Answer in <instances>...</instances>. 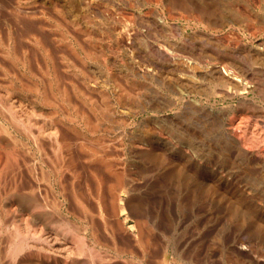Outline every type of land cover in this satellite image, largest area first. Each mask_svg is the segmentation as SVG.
Returning <instances> with one entry per match:
<instances>
[{"label": "bare ground", "instance_id": "bare-ground-1", "mask_svg": "<svg viewBox=\"0 0 264 264\" xmlns=\"http://www.w3.org/2000/svg\"><path fill=\"white\" fill-rule=\"evenodd\" d=\"M81 1L84 3L81 2L84 18L92 17V13L99 15L104 22L102 26L107 23L105 26L109 27L108 32H111L116 42L138 39L133 33H123L117 19L113 20L104 10L93 6L89 0ZM191 1L163 0L162 12L173 14L175 4L190 5ZM198 1L196 9L201 13L198 11L199 14L194 17L209 23L210 16L206 17L210 15L208 13L212 14L216 0H201L200 4ZM258 1L264 9V0ZM41 2L44 8L40 6L38 14L34 8L30 9L33 5L26 7V10L20 2H11L8 9L14 15L13 21L7 23L9 20L5 17L9 13L4 19L0 15V55L3 57L0 60V74L12 78L11 84L8 81V85L0 87V264H177V259L186 264H264V106L248 97L252 92L264 101V39L251 46L245 41L236 40L235 34L232 38L228 36L231 38L229 41L234 39L233 44H230L232 41L228 39L224 41L220 36L201 30L187 33L180 26L172 28L164 17L159 21L155 14L150 19H142L148 23L154 39L158 40L145 45V61H148V66L134 67V76L140 73L144 79L149 80V86L145 85L144 88L149 87L150 92L152 82L169 91L167 94L159 92L156 95L154 93V96L152 92L147 95L146 109L158 114L166 108H176L172 116L176 122L185 119L186 113L191 114L197 118L201 128H208L207 141L210 140L209 146L214 148L212 152L223 157L222 160L219 157V161L213 164L214 170L209 171L212 175L210 178L206 175L205 183L200 178L195 179V182L192 180L193 184L199 180L198 187L205 188L199 192L194 187L199 194L206 191L204 196L197 194L194 198L201 200L200 207L194 206L196 201L193 199L194 207H190L191 211L188 207L195 217V233L189 241L184 232L179 236L176 234L177 228L169 205L174 199L177 209L180 208L181 196H178L183 193H177L175 197L173 192L164 189V182L170 181L171 177L162 181V169L155 164L161 160L160 157L154 156L157 161L153 164L142 161L144 158L142 162L138 160L132 163L126 158H117L120 148L117 147L118 150L114 148L116 146L113 147V135L106 129L113 120V95L99 87V80L91 73L90 67L88 69L91 74L83 70L87 69L85 67L80 69V73H86L78 75L83 83L81 87L70 76V81L64 75L60 76V66L58 68L55 67L57 64H53L57 56L63 68L64 65L68 68L73 61L75 65L76 59L87 66V63L100 56L98 60L102 59L104 69H97L100 72L104 70L107 81L113 86L112 61L110 50H107L111 45L106 50L102 49L106 40L99 33H105L107 29L101 28L102 31L92 24L88 28V18L84 23L86 28H82L81 22L76 19L77 15H71L70 5H58L52 1L53 11L60 16L55 17L52 9H46V0ZM241 6L236 10L249 23L264 21L262 15H252L246 0ZM193 13H196L195 10ZM220 15V19L223 18ZM37 16H40L39 19H36ZM220 19L219 22H222ZM50 23L53 29L56 27L59 30V42L53 38L54 33H48L51 30L48 29ZM15 24L17 30L13 26ZM222 25L214 24L217 28ZM50 39L58 43L65 40L75 60L62 53V49V54L56 51L57 55L53 56ZM65 41L61 43L65 44ZM140 45L137 40L130 47L136 49ZM34 49L40 53V62L30 55ZM35 56L38 57L37 54ZM205 58L217 59L222 65L217 64L216 60L212 62ZM32 59L36 61L37 67L33 66ZM5 60L10 62L9 66H14V70L17 67L18 72H9L6 67L9 63ZM96 63L99 62L96 60ZM75 74L76 71L74 77ZM6 80L3 83H7ZM93 91L101 92L103 107L100 109L90 95ZM15 93L22 101L29 100V106H23L21 102L16 105L18 102L14 103L11 99ZM217 96L222 99L237 98L239 106L231 118L213 114L205 104V100L208 102ZM167 117H162V120ZM155 128L158 129L157 126ZM147 130V133L154 132L150 128ZM169 135L167 138L171 137ZM189 135L191 138L192 134ZM156 137L162 135L156 134ZM146 146L144 153L153 155L156 145L152 148L147 143ZM194 147L197 148L196 152L200 150ZM197 155L200 154L197 152ZM150 166H157V173L143 174ZM190 177L185 178L190 181ZM191 183L188 184L192 186ZM186 198L189 199L188 196ZM203 228L207 230L204 238Z\"/></svg>", "mask_w": 264, "mask_h": 264}, {"label": "rangeland", "instance_id": "rangeland-1", "mask_svg": "<svg viewBox=\"0 0 264 264\" xmlns=\"http://www.w3.org/2000/svg\"><path fill=\"white\" fill-rule=\"evenodd\" d=\"M3 1H6V2H3ZM8 1H10V2H8ZM35 1L34 0H21V1L20 0L19 1L18 0H16V1L15 0H13V1L12 0H0V4H1V7H0V13L1 14L0 15L2 16L1 19H4L5 15L7 13H9V14H7L8 16L6 15V17H5L7 20H9L7 23L13 21L14 15H12V12L10 13V11L8 9L9 8L8 5L11 4V2L12 3H14V2H20L19 4H21L22 7L24 6L23 9H25L26 7H29L30 8L33 5L32 8H30V9H33L34 8L33 9L34 12H37V10L40 9L39 7L40 6L42 7L43 5L41 4L42 3L41 2L42 0H37V2H35ZM52 1L54 3H56V4H58V5L59 4L61 5V3L62 4H65L66 6H69L70 5V12L72 13V14L71 13L70 14L72 16H73V13L77 15L76 16V19H78L79 22H81L80 23V26H82V28L83 27L86 28L84 26L86 24L87 25H89V24L91 25L92 24V26L94 25L95 28H99V29L102 28V29L105 30V28L107 26L106 25L107 23L105 22V25L106 26L103 25V26H105L103 28L102 23H104V22L101 20V17L99 15H97L96 13H92V17H90L91 19L89 17H87L88 19L86 17L84 18V15H82V13H83L82 12L83 11V4L84 3L81 0H46V4H47L46 6H47V8L46 7L45 8L46 9H50V10L52 9V11H51L52 14H54L55 17H58L59 18L60 17L59 14H57L56 12L53 11L54 8H53V5L51 4ZM89 1H90V3L93 6L99 7L102 10H104L107 13V15L109 17H111L113 20H116L117 19V22L119 24V27H121V30L123 29L122 30L123 33L127 34L128 32H130V33H133L134 35H136V37H138V39L137 38L136 39L129 38V41L128 40L126 41L125 39H122L120 42H116L115 39H114V37H113V35L111 34V32H108V29L107 28H109V27H107L106 28L107 30L104 31L105 33L99 31V33H101L102 36H104V37L101 36V38L104 41L106 40L105 41L106 43L105 42L104 43L107 45L106 46L103 43V45L105 47H102V45H101V46H99V48L102 47V49H105L106 47H108V45H109V47L111 45V48H109L107 50H110V52H109L110 56L109 57H111V61H112V63H111L110 66H112V69H113V86H112V83L110 81H107L108 78L105 75L104 70H103V72H100L99 69H97L98 67H100V68L102 67L101 69H104L103 68V65H102V62L103 61H101L102 59L98 60V58L100 56L96 59L97 62H99V63H96V60L95 61L93 60V61H91V63H87V66L89 65L88 67L85 66L81 61H79L78 59H76L75 65H74V61H73V63L70 64L71 67L69 66L67 68L64 65V68H63V65H61L62 64V61H60L61 63L58 62V57L56 56L57 55L56 54V51L57 52L59 51L60 54L64 53L65 55H69L68 56L69 58L72 57L71 56L72 55V52H70L69 45L66 43L65 40L60 41V43H58L59 42L58 40H59L60 36L57 35V34L59 33V30L56 27H55L56 29L55 28L53 29L54 26L51 25V23H50V26H48L49 27L48 29H51V30L50 31L48 30L49 32L48 31L47 32L49 33V35L50 34L52 35L54 33L53 34V38L57 39V41H58V42L57 41H54L55 42L54 43L53 41H51V40H54V39H50V41L52 43V45L50 46V50L52 51L53 56L54 55L56 56L55 59H54V61H53V64L54 63H55L54 65L57 64L55 67L58 66V68L60 66L61 69L60 68L59 69L57 68L59 70V72H60V76L61 75L62 76L64 75L66 77V80L68 79L69 81H70V79H69V76H70V78H73L75 80V83L76 82H77V84L79 83V85L81 87L83 86L82 85L83 83L81 82V79L79 77L82 76V75H84V74H86L85 72L83 74V72H82L83 70H86L87 73H90V71L88 69L90 67L91 73L92 74L94 73L93 75H95L96 78H98L97 81L99 80L98 81L99 84H100L99 87H101L102 89L106 90L108 92V94H112L113 95V120H112V123L108 124L109 127L106 128V129H108V131L113 135V147L116 146L114 148H117V147L120 148V152L118 151V153H117V154L120 153L119 156L116 155L117 158L118 157L119 158H124V159L126 158L129 161H131V163H132V161L133 162L134 161L135 162H139L138 160L141 161V159L144 158L142 161H144L146 163L149 162V163L153 164V162H155V160L157 161V159H154L153 157L156 156V155H157L156 158L160 157L159 159H161L162 162L160 160V161L155 162V164H157L160 167V169H162V170H160V173L162 175L161 177H163L162 178V181L164 182V180L166 181V180H168L171 177L170 178V181L168 180V182H164V185H165V187L163 186L164 189L166 191L168 190L167 192H169V191L170 192H173V195L175 197H177L178 194H182L183 193L182 195H179L178 196V197L181 196L180 197V199H181V206L182 207L184 206L183 208L180 206V208L177 209L176 200H174V199L172 200L171 198L169 199V200H172L171 203H170L171 205H169V206H170V214H171V217L173 218L174 225L177 228L176 234L178 233V236H179V235H181V233L184 232L185 237L188 238V240L190 239L189 241H191V237H192L191 235L193 233H195V229H194V227H195L194 218L195 217L193 215H191L190 211L192 209L190 207H194V206H197V205L200 207V205H201L200 201L201 200L198 201V200H196L194 198H196L197 194L198 195H201L202 194L201 197L204 196L205 195V191H206V190L203 191L204 194H203V192H201L199 194V192L202 191V189H205V188L198 187V184L197 183L200 182L199 180H202V182L205 183L206 180H207V179L204 180V178L206 177V175L209 178L212 175L211 174V172H212L211 170H214L213 164L216 163L219 160H222L223 157L220 154H219L220 156L219 155L217 156V154H218L217 152H214V153L212 152V150L214 151V148L212 146H209L210 140L207 141V139H208L207 137L209 135V133L207 135L208 128L207 129L205 128L206 129L205 130L202 127L203 128L202 129L201 128V124L198 122L197 118H195L191 114L186 113L185 114L186 117H184L185 119L181 118L178 121L179 123H180V121H182L179 124L174 119L172 120V116L176 113L175 112L176 108H166L164 110H161L158 114L157 113H153V112L151 113L149 110L146 109V104H147L146 99L148 100V98H145V97H147V95H151L152 92H153L152 95H154V93H155V95L156 94H159V92L160 93L162 92V93L167 94V93H169V91H167V88H165V89L164 88H161L158 85L154 84L155 82H152L151 81L153 87H152V85H150V89H152L151 92H150L148 90L149 87H147V89H146V87L144 88L145 85L149 86L150 83L147 82L149 80L144 79L140 75V73H137V75L134 76L135 73H133V72H135L134 70H135L136 67L137 68L138 67L139 68H142L143 66L144 67L145 66H148V61L147 62L145 61V60H147V59H145L146 58L145 45L146 44H149L151 41H155L156 42V40H158V39H156V40L154 39L155 37L149 31V27L147 26L148 23H146L142 19H148V18L150 19V17H152L155 14L154 15L155 18L158 19L159 21H161L160 20L161 17H164L165 22L170 27H172V28H175L176 26H180L187 33H194L195 31H200L201 30L203 32L212 34L213 36L214 35L220 36L221 39H223L224 41H225V39L226 40L228 39V41H229V39H231L233 37L232 35L235 36V34H237L236 35L237 36L236 37V40L238 39L241 42H244L245 41L244 43H247V44H249L251 46H254L257 41L264 39V21L255 20L256 21L255 24H252L251 22L249 23L244 18V16L242 17L243 14L241 15L240 12L236 10V8L237 7H241L242 8L241 4L243 2H245V0H216V2H215L216 4H214V1H215L214 0L213 1V4H214L213 7L215 9L212 7V11H213L212 14L211 13H208L210 15H208L207 17H206L207 14L204 15L206 18H208L210 16L209 17V21H208L209 23H206L207 21L197 20V18L194 17L196 14L198 15L199 13H201L199 10H197L198 9L197 8V5H198L197 0H195L196 2L194 0H192L193 2L191 1L190 2V5L189 4L183 5L184 3L183 4H178V5L175 4V6H174L175 7V11H174L173 14H170V15L162 12L163 0H158V2L156 0H150V1L149 0L148 1H145L144 0L143 2H141L139 0H89ZM188 1H190V0H188ZM204 1H208V0H204ZM21 2L22 3L24 2L23 4H25V5H22ZM28 2L29 3L32 2V3L29 4ZM37 3H38V5H37ZM200 3H201V0H200L199 4ZM259 3H260V1H258V0H246L247 7L251 10L252 15H257V16H261L262 15L264 17V9L260 7ZM171 4H174V3H171ZM210 4H211V2H210ZM216 6H218V7L216 8ZM35 7H37V8L35 9ZM186 7H187V9H184ZM191 7L193 8V11H192V8ZM29 8H28V10H30ZM43 8H44V6H43ZM188 8H191V9H188ZM5 9H6V11H5ZM1 10L4 13H2ZM26 10H27V8H26ZM194 10L196 12L195 14L193 13ZM214 10H217V11L215 12ZM198 11H199V13H197ZM218 12H220V14H222L223 18L220 19L221 15L220 14L218 15ZM37 14H38V12H37ZM186 14H188V15L185 16ZM40 16H37L36 19H39ZM55 17L53 18L52 21L55 20ZM226 18H227V20H226ZM230 18L231 19L233 18L232 20L234 22H232V20ZM86 19L88 20V22H87ZM219 19L222 20V22L221 21L219 22ZM214 20H215V22H214ZM216 20L218 22H216ZM223 21L225 22V24H224ZM34 22H36L35 19H34ZM85 22H87V23L84 24ZM89 22H91V23H89ZM226 22L227 23L228 22L229 23L231 22V23L230 24L229 23L227 24ZM217 23H220V24L223 23V25L217 28V27L214 26V24H217ZM234 23H236V24H234ZM17 24H19V23L17 22ZM20 24L22 25V23H20ZM246 24H248V25H246ZM90 25L87 26V27L89 28ZM96 25H97V27H96ZM13 26H14L15 30L18 29L16 24L13 25ZM51 26H53V27H51ZM11 28H12V31H14V28L13 27H11ZM69 29H70V27H69ZM155 31H157L158 33H160V31L158 29H156ZM4 32L6 33V30H4ZM106 34H108L110 36L109 37L108 36H105ZM17 35L18 34H15L16 37L19 36V35L18 36ZM54 35H55V37H54ZM228 36H230V37L232 36V37L231 38L230 37L228 38ZM105 37H106V39H104ZM137 40L139 41V43L141 45L138 48H136V49H134V48L132 49L130 47V44L133 43V42H135V41H137ZM24 41L27 42L26 39H24ZM64 41H65V44H62L61 42L64 43ZM107 41H109L111 43L108 42V44H107ZM231 41H232V43H230V44H233L234 39L233 40H230L229 42H231ZM99 43H98V45H99ZM55 44H56L57 48L55 47ZM49 45H50V43H49ZM58 45L59 46L61 45L60 47H62V48L58 47ZM98 45H97V48H98ZM56 49H58V50H56ZM61 49H62V51H61L62 53L60 52ZM63 49H64V51H63ZM97 50H99V49H97ZM68 51H69V53H68ZM34 53L37 54L38 57H36ZM97 54H98V52H97ZM103 54H104V52H103ZM30 55H31L32 58H34V60H39V62H40V57H39L40 56V53L39 52L36 53L35 49L30 52ZM35 57L38 58V59H36ZM1 58H3L2 55H0V60H1ZM71 59L75 60V58H73V57ZM205 59H207V61H212V60L215 61L216 60L215 62L217 64L220 63V65H222L220 61H217V59H215V60L214 59L208 60V58H205ZM5 61L9 63L8 65H6V67L8 66L7 69L9 68L8 70H10L9 72H11V73L13 71L14 72L15 71L18 72L17 71V67H15L16 70H14V68H13L14 66H12V67L9 66L10 65V62L7 61V60H5ZM55 61H57V62H55ZM78 61H79V63H78ZM80 63H82V64H80ZM94 63H95V66H94ZM91 65H92V67H91ZM33 66L34 67H37L36 66V61L33 62ZM79 67H81V68H79ZM82 67H85L87 69L81 70L82 73H80V69H82ZM224 67H226V66H224ZM62 68H63V70H62ZM68 69L70 71H68ZM77 69L79 71H77ZM95 69H96V71H95ZM74 71L77 72V74H75L76 77H74ZM68 72H69V74H68ZM78 75H80V76L78 77ZM0 76H2V78L0 77V84L3 83V82H5V80H6L5 77H7V80H6L7 83H3L4 85L2 84V85H0V87L1 86L5 87L6 84L8 85V83L12 79V78H10V76H5V75L3 76V74H0ZM146 82H147V84H145ZM9 84H11V82ZM154 90H156V92H154ZM148 91H149V93H148ZM25 93L27 95L30 94L28 92H25ZM100 93H101L100 91L90 92V95L94 99V103H95V105L97 106L98 109H100V108L103 107V102L101 100ZM145 93H147V94H145ZM14 97H16L18 99L16 100ZM248 97L249 98H252V99H255L256 100V101L254 100L255 102H257L261 106H264V101L258 95H256V94H254V93L251 92V93L248 94ZM213 98H214V100H213ZM11 99L13 100V102L14 101L15 102H18V103H15L14 102L16 105H19L20 102H21L20 104L23 105V106H26L28 103L30 104V102H28L29 100L25 101L23 99V101H22V98L21 97L19 98L17 93L13 94ZM24 101L27 102V103H24ZM29 104L27 106H29ZM205 104L207 105V107L209 109L211 108V111L213 112V114L215 113V115L216 114L221 115V116H223L224 118H227V119L229 117L231 118L232 115H234V111L239 106V102H238L237 98L222 99L221 96L212 97V98L209 99L208 102L205 100ZM152 114H154V116ZM160 114L161 115L163 114V116H161ZM164 114H166V115H164ZM167 115L169 117H167ZM148 117H150V118H148ZM162 117L163 118L164 117H167V118H165V119L162 120ZM169 118H170V121H169ZM172 121H174V122H172ZM177 123L180 125L181 128L179 127V125ZM152 124H154V127L152 126ZM162 124H164V125H162ZM155 126H157L158 129H156ZM183 126H184V128H183ZM104 127H105V124H104ZM160 127H161V129H160ZM148 128H150L152 130L155 128V130H153V131L154 132L156 131V132L155 133L154 132L147 133V131H148L147 129ZM162 128L164 129V132H163V129ZM177 128H179V129H177ZM103 130H104V128L101 131H103ZM190 130L193 133H191ZM105 132H107V131H105ZM184 132H186V133L184 134ZM194 132H195L196 135L194 134ZM165 133H166V136H164ZM188 133L189 134H192V137L191 138H190L191 135H189ZM156 134H157V136H161L162 135V137H156ZM168 134H170L169 136H171V137L167 138L168 137L167 136ZM202 134H203V137L202 136L200 137V135H202ZM147 138H148V140H147ZM170 138H172V139H170ZM191 139L194 142H191L192 141ZM198 140H201L200 141L201 143L199 142L197 144ZM169 141H171V142H169ZM174 141H177V142H174ZM178 141L180 142L179 145H177L178 144ZM161 142H163L165 145L164 144H161ZM147 143H149V145L152 148L155 145H156V147L159 146L158 147V148H160L159 150L162 149V151L160 152L159 150H157L158 148L155 147V148H153L154 151L155 150L157 151V152L156 151L155 152L153 151L155 155L154 154L152 155V154L144 153L145 152L144 149H146L145 147H147L146 146ZM160 144L163 145V146H160ZM170 144H171V146H170ZM190 144H191V146H189ZM207 145L210 148L206 147ZM194 146H197V147H199L198 149L202 150V151L198 150L197 152H198V154H200V155L202 154L203 156L202 155L201 156L200 155H197V152H196V149L197 148L194 147ZM162 147H164V148H162ZM190 147H192L193 149L195 148L194 149L195 152H194V150L192 148L190 149ZM119 148H117V149L119 150ZM122 149H124V150H122ZM181 149L183 151L184 150L185 151L183 152V151H181ZM168 150H170V151H168ZM167 151H168V153H167ZM189 151H190V153H189ZM162 152H163V154H162ZM165 152H166V154H165ZM210 152L213 153V154H211ZM159 153H161L164 156L166 155L167 157L166 156L165 157H162V155H159ZM182 155H183V157H182ZM191 155H194L195 157L194 156H191ZM205 155H206V157H204ZM215 155H216V157H215ZM148 156H150V158ZM168 156H169V158L171 157L170 158L171 160L168 158ZM173 156H174V158H173ZM179 156H180V158H178ZM186 156H187V158H186ZM196 156L197 157L199 156V157L197 158ZM181 157H182V159H181ZM147 158H149V160ZM172 158L175 159V160H173ZM183 158H184V161H182ZM192 158H194V159H192ZM199 158H202V159L199 160ZM207 158H210V160L207 159ZM218 158H219V160H218ZM164 159H165V161H164ZM178 159L181 160V161H179ZM187 159H189L190 161L187 160ZM203 159H205V160H203ZM168 160H170V161H168ZM177 161H179V162H177ZM187 161H188V163H187ZM196 162H198V163H196ZM160 163L163 164V166ZM182 165H183V167H182ZM165 166H166V168H164ZM147 169H149L151 172H148ZM147 169H145V171H144L145 173L143 172V174H146V175H148L149 173L150 174H155V173H157L156 171L158 170L157 169V166L156 167L155 166H153V167L150 166ZM153 169H154V171L152 173V170ZM187 169H188V172L189 173L186 174ZM173 170H175V171H173ZM209 171H211V172H209ZM146 172H148V173H146ZM178 172L181 175H179ZM181 172H183V174ZM174 173H175V175H174ZM203 175H204V177H202ZM173 176L175 177L174 179L172 178ZM176 176L177 177L179 176V177L177 178ZM192 176H193V178H192ZM195 176H197V177H195ZM185 177H187L188 179L190 177V181L187 178H185ZM197 178L198 179L200 178V179L197 180L198 181L197 183H194L193 184V181L192 180H194V182H195L196 181L195 179H197ZM177 180L179 181L178 183H177ZM184 183H185V185L187 184L186 187L188 185H189V187L186 188L185 185H184ZM188 183H191L192 186H190V184H188ZM178 187H180V188L182 187V188L180 189ZM194 187L195 188H198V191L199 192L197 191V189L194 190ZM172 188H174V189L172 190ZM191 190H193V191H191ZM174 191L176 192V194H175ZM185 191H186V193H185ZM189 191L193 194V196H192V194ZM187 196L189 197V199L186 198ZM192 199L196 201L195 202L196 205H194V206H193V200ZM165 202H166V204L168 203L167 201H165ZM191 203H192V205H191ZM185 206H187V209L189 207L190 211H189V209L187 210ZM203 232H204V234H203V238H204L205 235L207 234V230L206 229L204 230V228H203ZM166 239H168V237H166ZM180 262L182 264H186L181 259H177L176 260V263L177 264H179Z\"/></svg>", "mask_w": 264, "mask_h": 264}]
</instances>
